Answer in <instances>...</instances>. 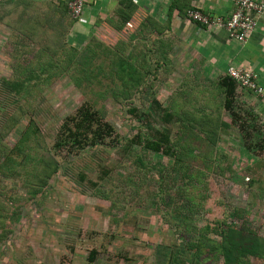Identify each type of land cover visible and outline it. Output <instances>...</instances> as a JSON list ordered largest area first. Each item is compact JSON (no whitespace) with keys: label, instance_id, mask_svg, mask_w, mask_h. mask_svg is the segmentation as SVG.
<instances>
[{"label":"rangeland","instance_id":"rangeland-1","mask_svg":"<svg viewBox=\"0 0 264 264\" xmlns=\"http://www.w3.org/2000/svg\"><path fill=\"white\" fill-rule=\"evenodd\" d=\"M7 1L0 264H226L230 228L243 251L234 264H264V93L237 90L226 107L222 76L193 63L174 67L149 52L157 44L147 36L136 46L133 12L123 19L116 9L79 29L61 1L55 13ZM28 76L21 94L5 83ZM154 99L171 122L154 113ZM86 102L119 140L93 144L77 120ZM155 129L170 133L168 153L127 146Z\"/></svg>","mask_w":264,"mask_h":264},{"label":"crops","instance_id":"crops-1","mask_svg":"<svg viewBox=\"0 0 264 264\" xmlns=\"http://www.w3.org/2000/svg\"><path fill=\"white\" fill-rule=\"evenodd\" d=\"M65 1V0H64ZM85 7L79 20V29L87 28L100 17L113 19L116 9L124 8L123 0H84ZM135 24L134 42L140 45L143 36H147L157 46L149 48L151 53L170 58L171 64L179 68L189 64L205 67L213 77L228 75L230 67L246 68L258 75L264 87V13L257 19L255 29L246 41L239 42L229 33L216 26H202L185 17L186 9L199 8L202 11L227 17L235 9L238 0H132ZM8 2L7 0H0ZM45 8L48 4L59 7L60 0H25V4ZM118 17V16H117ZM91 26V25H90ZM156 40V41H155ZM140 46H143L141 43ZM152 50V51H150ZM224 76V77H223ZM237 90H245L237 82Z\"/></svg>","mask_w":264,"mask_h":264},{"label":"trees","instance_id":"trees-1","mask_svg":"<svg viewBox=\"0 0 264 264\" xmlns=\"http://www.w3.org/2000/svg\"><path fill=\"white\" fill-rule=\"evenodd\" d=\"M62 4L65 3L64 0H60ZM66 4V3H65ZM122 5L124 8L118 10V14L123 19H127L129 16V12L134 11V3L132 0H123ZM68 9V8H67ZM188 9H186L187 11ZM69 11V10H68ZM186 13V12H185ZM31 76H28L24 80H16V81H6L5 83L11 87L12 90H14L16 93H22V91L28 88V81L31 79ZM222 83L225 87L226 91V99H225V106L228 108H232V103L234 101L235 95H236V81L232 79L230 76H225L222 79ZM154 113L161 117V120L163 122H171V115L168 113L165 108L161 105V103L154 99L152 101ZM131 111H136V109L132 108ZM149 115V114H148ZM152 114H150L151 116ZM77 120L79 122V125L85 132V134L88 136L90 134L91 140L93 144L99 143V144H106L108 139H114L115 141L118 138V134L115 130V127L106 120L102 114L94 108V106L86 102L81 105L79 108L78 114H77ZM237 122H239L237 120ZM34 123V122H33ZM240 125L241 131L243 133V136L245 138V145L248 148H253V144L251 143V137L252 134L247 129V124L245 121H242L238 123ZM28 129L26 132L23 133L21 136V139L18 142L17 146H24L25 145V139L28 134ZM81 136V133H79ZM57 144H59L57 142ZM128 145L127 146H134L139 145L143 147L145 150H150L154 152H165L168 153L171 150L170 144H171V136L168 131H164L162 129H155V132L143 134L141 132H137L132 137L128 139ZM61 146V145H59ZM62 147V146H61ZM260 155V154H259ZM81 178H85V175H81ZM235 229L230 228L229 231L225 234V240L222 245V249L225 255L226 264H234V256L233 253L237 254V258L240 253L243 251L239 249L238 247H235L232 242V234ZM205 238V237H203ZM93 258L96 254V251H92Z\"/></svg>","mask_w":264,"mask_h":264},{"label":"built area","instance_id":"built-area-1","mask_svg":"<svg viewBox=\"0 0 264 264\" xmlns=\"http://www.w3.org/2000/svg\"><path fill=\"white\" fill-rule=\"evenodd\" d=\"M70 14L80 17L84 11V0H65ZM264 13V0H238L234 11L227 17L212 15L199 8H190L185 17L202 26H216L226 30L231 37L239 42L246 41L248 35L255 29L258 17ZM228 75L240 86L258 94L264 93L258 75L249 69L230 67Z\"/></svg>","mask_w":264,"mask_h":264}]
</instances>
